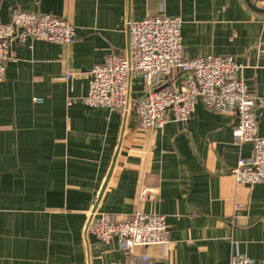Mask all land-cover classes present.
<instances>
[{
	"label": "crops",
	"instance_id": "crops-1",
	"mask_svg": "<svg viewBox=\"0 0 264 264\" xmlns=\"http://www.w3.org/2000/svg\"><path fill=\"white\" fill-rule=\"evenodd\" d=\"M14 8L65 19L77 38L11 46L0 83V264H230L239 254L264 264V184L232 175L252 156L233 141L235 116L199 104L185 125L143 130L135 112L83 102L91 70L127 49L128 20L180 17L187 58L231 56L242 67L264 137V12L246 0H0V24ZM184 77L163 86L179 89ZM143 94L137 79L132 100ZM143 187L154 193L141 202ZM93 211L163 215L170 242L129 254L86 233Z\"/></svg>",
	"mask_w": 264,
	"mask_h": 264
},
{
	"label": "built area",
	"instance_id": "built-area-1",
	"mask_svg": "<svg viewBox=\"0 0 264 264\" xmlns=\"http://www.w3.org/2000/svg\"><path fill=\"white\" fill-rule=\"evenodd\" d=\"M264 10V0H252ZM128 47L120 56L107 58L90 72L89 92L83 102L90 108L135 112L141 129L162 130L168 124H187L199 104L222 115L235 116L238 124L233 132L235 144H249L251 158H241L232 170L239 185L264 184V137L259 135L256 114L259 99L241 78L242 67L231 56L209 55L189 59L185 54L180 17L156 16L142 21L128 20ZM77 38L75 26L62 18L39 15L20 8L11 11L10 21L0 24V83L5 80L7 64L12 60L15 42H49L69 47ZM184 75L179 89L163 86L170 76ZM74 74H66V81ZM140 79L144 94L132 100L135 80ZM35 103H42L34 98ZM154 190L143 187L139 199L146 201ZM85 231L106 244L118 240L129 254L136 248L159 246L170 242L166 217L147 215L141 211L122 220L97 211L89 214ZM149 261L148 257L142 258ZM130 264H136L134 262ZM230 264H256L245 255L231 258Z\"/></svg>",
	"mask_w": 264,
	"mask_h": 264
},
{
	"label": "water",
	"instance_id": "water-1",
	"mask_svg": "<svg viewBox=\"0 0 264 264\" xmlns=\"http://www.w3.org/2000/svg\"><path fill=\"white\" fill-rule=\"evenodd\" d=\"M246 1L248 2L249 6H250L253 10H255V11H257V12H264V10H262V9H258V8H256L255 6H253L250 0H246Z\"/></svg>",
	"mask_w": 264,
	"mask_h": 264
},
{
	"label": "trees",
	"instance_id": "trees-1",
	"mask_svg": "<svg viewBox=\"0 0 264 264\" xmlns=\"http://www.w3.org/2000/svg\"><path fill=\"white\" fill-rule=\"evenodd\" d=\"M252 1V0H251Z\"/></svg>",
	"mask_w": 264,
	"mask_h": 264
}]
</instances>
